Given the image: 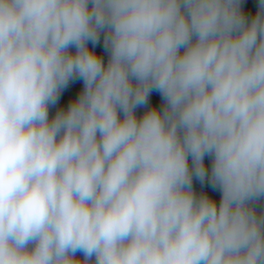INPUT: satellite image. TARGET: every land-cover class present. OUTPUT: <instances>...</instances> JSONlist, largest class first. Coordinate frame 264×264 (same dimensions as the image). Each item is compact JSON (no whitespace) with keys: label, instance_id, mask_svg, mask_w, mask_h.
<instances>
[{"label":"clouds","instance_id":"1","mask_svg":"<svg viewBox=\"0 0 264 264\" xmlns=\"http://www.w3.org/2000/svg\"><path fill=\"white\" fill-rule=\"evenodd\" d=\"M244 3L0 0V264H264Z\"/></svg>","mask_w":264,"mask_h":264},{"label":"trees","instance_id":"2","mask_svg":"<svg viewBox=\"0 0 264 264\" xmlns=\"http://www.w3.org/2000/svg\"><path fill=\"white\" fill-rule=\"evenodd\" d=\"M256 5H257V0H245L244 7L245 10L248 14H254L256 10ZM97 52L100 53L101 55H104L102 47H97ZM83 87L82 81H76L74 82L71 87L66 90L61 97L60 100V105L61 106H66L67 103L71 98H74L79 90H81ZM152 102L155 103L157 106L159 105V95L157 93H154L153 96L151 97ZM197 190H199V185L196 186ZM209 195H212L216 199H218L219 194L217 192L212 191L211 189H205Z\"/></svg>","mask_w":264,"mask_h":264}]
</instances>
